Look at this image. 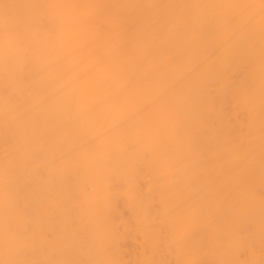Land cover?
<instances>
[{
    "label": "clouds",
    "instance_id": "1",
    "mask_svg": "<svg viewBox=\"0 0 264 264\" xmlns=\"http://www.w3.org/2000/svg\"><path fill=\"white\" fill-rule=\"evenodd\" d=\"M0 264H264V0H0Z\"/></svg>",
    "mask_w": 264,
    "mask_h": 264
}]
</instances>
